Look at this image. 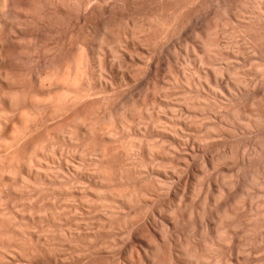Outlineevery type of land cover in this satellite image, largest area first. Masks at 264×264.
I'll return each instance as SVG.
<instances>
[{"label":"bare ground","instance_id":"6f19581e","mask_svg":"<svg viewBox=\"0 0 264 264\" xmlns=\"http://www.w3.org/2000/svg\"><path fill=\"white\" fill-rule=\"evenodd\" d=\"M156 1L160 2L159 0ZM179 1H184V4L178 3L177 5V7L183 5L178 7L180 10H182L181 7H186L189 2V0ZM194 1L198 0H192L191 3ZM210 1L217 2V0ZM228 1L231 14H252V19L249 17L250 21L248 19L246 21H253V24L249 25L250 23L247 22L249 23L248 26L256 28L257 25L259 29L264 30V8L260 6L263 0H252L253 2L247 0ZM139 2L143 4L142 2L145 1L0 0V33L8 34L0 40V105L3 109L2 114L0 109V132L2 130L6 131L3 129L5 126L2 127L3 120L7 122L8 119L9 121V117L13 119L15 117L17 120L15 122L17 125L13 124L14 127L9 134L0 136V154L5 151H2V148H7L14 149V154L12 150H8L9 152L6 150L7 153L12 151L13 156H17L15 159L12 157V160H5L0 155V264H43L44 258L51 260L54 264H74L83 257L93 261L92 258L95 254L109 252L112 247L114 249L116 242L119 240L117 230H120L119 232L122 230L125 234H128V236H125L133 244H131V248H133L131 250L134 251L137 244L143 246V244L149 245V241L153 242L145 234L144 236L140 234L141 232L136 227L139 226L140 228V220L144 221L142 225L144 223H146L145 226L148 225V230L161 231L162 228L159 222H157L158 225L154 222L159 217L156 218V216L160 214L166 216V221L168 220L170 225H166L165 236L161 238V242L157 240L159 244L153 242L156 251L151 249V252L145 251V255L143 253L144 257H139L141 260H138V264H264V253L258 250L264 248V243L259 242L261 240L258 239L259 235L257 237L258 229L260 230V227H262L259 223L264 225V208H260L263 202L258 208L254 207V201L251 202L257 196L251 194L252 189L262 188L264 190V101L259 95L256 96V92V95L252 92L253 95L251 94L252 96L247 98L249 101L246 100L249 104L247 107L240 103L242 101L240 95L243 94V98L246 96L243 91L251 93L252 85L257 83L258 80L249 81L250 79L246 78L247 75L245 76L244 73L241 75L239 72L241 69L237 70L238 68L228 66L229 64L225 63L230 59L232 50L230 52L229 49L224 50L221 43L217 39V41L215 40L214 36L220 29L212 27L211 22L208 23L206 20L207 23L200 22L198 37L196 36L199 51L194 48L195 52L193 51V53L195 54L192 55H195L196 59L193 57L195 63L200 64L197 68H194V73L199 77L196 78L194 73L193 76L189 73L190 76L186 75V72V74L182 73L185 69L180 72L182 75L172 76L168 67L170 63H167L168 66H166L169 70L166 69V72L169 73L158 74L159 77L155 73L156 78L151 75L152 79L154 78L153 80L144 78L145 80L140 81L138 86H133V84L121 90L120 88L123 85L129 84L138 76H135L136 71V74L132 71L135 67L131 66L133 69L126 68V65H128L126 61L130 56L127 51L136 50V48L143 50L156 48L158 36L155 33L158 30L156 32L155 30L158 29L157 26L160 27L162 33L164 28L176 23L174 12L177 13V7L172 8V11L177 9L174 12L165 10L166 12L162 13L161 17L157 16V18L160 17V20L152 17L151 21L153 23L157 21L160 24L155 25L156 28L153 27L154 24L149 18L141 23L134 22L129 18L130 16H127L128 20L124 18L122 20L121 17H126L127 13L125 16H120L118 21L115 20L117 17L112 18V14L116 12H118V14L116 13L117 16L120 15L122 12L120 13L119 10L123 7L125 8L122 11L127 9L128 6L131 8L135 4L139 5ZM221 2L218 1L214 8L216 13L224 7ZM248 2L252 3L248 4ZM164 3L166 4V0ZM191 3L189 2V4ZM186 9L184 8L185 11H187ZM178 13L176 14L177 17ZM211 13L213 14V12ZM216 13L214 14L218 15L220 12ZM99 17V23L96 24L95 20H98ZM153 18L156 20L154 21ZM130 19L131 21H129ZM191 21L193 23V20ZM199 21L198 19V25ZM76 24L84 27L87 35L86 32H83L86 36H83L84 38L80 37L81 39L75 36L77 40L80 39L77 47L79 53H76L77 55L73 56L74 59L72 58L73 60H70L69 63L66 60L67 64L60 65L58 63V65L55 62L59 56L58 54H60L59 51H61L59 48L61 38L58 36L61 30L66 29V26L72 27ZM85 29L82 31H85ZM260 32L264 34V31L260 30ZM55 34L58 35L55 37L59 39L54 40L53 35ZM153 37H156L155 41H153ZM152 41L155 42L154 46ZM62 42L64 43L63 40ZM73 42L75 41L73 40ZM9 44L12 46L11 50L7 47ZM71 45L73 46V43ZM150 45L152 46L150 47ZM64 47L62 50H64ZM174 47L176 46L174 45ZM253 47H255L256 52L260 53L258 55L260 63H257L263 70L264 41L259 47L256 45H253ZM105 51L114 57L115 62L113 64L104 59ZM153 51L155 52V50ZM70 52L72 54V51ZM130 52L131 55L134 53ZM135 53L137 52L135 51ZM134 55L131 56L132 59ZM134 59L136 58L134 57ZM129 63L131 65L132 62ZM122 68L126 70H122ZM148 68L153 70L152 62ZM135 69L137 70V68ZM149 70L147 72H153ZM131 72L134 75H131ZM23 78H27L31 85L30 87L26 83L29 89L31 88L29 94H31L32 100H30L35 105L38 104L44 108L42 109L38 105L36 107L43 110L39 109L37 111L38 113L40 111L42 115L41 119H38L39 121L37 117L40 114L35 113L34 106L31 109L33 112L26 111V113L25 110H21L22 107L20 109V106L19 111H22V113L17 114L15 112L18 104L21 103V101L18 102V98H22L20 97L21 93L18 92V87L15 86L16 80ZM172 80L185 89L179 86L182 92L181 90V93L177 92L178 90L174 91L176 87L173 85L176 84L171 83ZM259 82L264 86V78ZM169 84H173L172 87ZM17 85L20 84L17 83ZM22 86L24 85L22 84ZM193 88L196 90L194 91ZM116 90V95L110 94L111 91L116 92ZM206 90L212 91L213 96H216L217 102L212 108H215L217 113L214 115L215 120L213 119L211 124L206 126L202 124V128H198L201 127L197 124L201 113L198 115L197 110L200 109L199 112H202L212 105L208 102L210 99L207 95L210 93L206 94L208 92H205ZM223 90L235 93L228 103L219 99V96L224 92ZM22 91L23 94L27 92L23 89ZM261 91H263L264 97L262 86ZM178 93H183L182 97L180 94V97L176 96ZM173 94L176 99L179 97L182 104L184 103V107L181 105L183 107L181 111L178 109L177 111L175 109L177 104L168 99ZM163 97L168 98L165 100ZM20 100H24V97ZM30 100L29 102H31ZM27 101L25 99L24 103L28 104ZM88 104L90 107L92 105L90 109L89 106L86 108ZM249 106H257L258 109L254 108L256 111L251 110V108L248 109ZM258 110L259 113H257ZM254 112L258 116L260 115V119L256 118L257 114ZM6 117L8 118L5 119ZM230 118L236 123H229ZM235 125L240 126L239 129H246L245 132H256L255 139L259 142L252 143L254 146V148L252 147L253 152L250 154L252 157L249 156L251 158L247 159L248 156H246L247 158L243 156L246 155L245 153H234L235 151L227 145L229 150H225L217 158L212 157L215 159L214 161L213 159H207V161L210 166L216 167L221 163L232 161L237 163L240 160L245 170H242L243 173L246 172L244 165H247V167L248 165L254 166L255 169H251L252 171L248 173L250 175H241L240 172L230 175L221 172L214 178H209L204 198L200 201L201 204H197L198 200L194 201V195L196 194L195 191L199 189L197 185L193 186L194 180L198 182L196 184H200V187L206 185L203 184V180L200 182L197 175L193 173L194 176H191L189 172L192 173V165H195L192 164V161L196 159L194 156L198 155L196 152L198 149L196 148L200 150L206 144L201 145L199 143L205 139L203 135L200 138V134H197L198 137H193L194 135L191 132H201L202 129L206 132L202 131L206 136V134L212 133L213 129H219V136L225 138L223 141H228L229 138L234 136L233 133L237 131ZM234 126L236 131L230 129ZM254 128H256V131H252ZM8 129L7 131H9ZM244 131L242 133H245ZM236 135L239 134H235V137ZM261 135L262 139H260ZM197 140H199L198 145ZM231 143L234 144L232 141L229 144ZM62 144L65 145L69 150L68 152L66 149L67 153L70 154L63 153L65 151L64 145L61 148L63 152L58 151L60 149L59 145ZM72 152L75 156L77 154V156L82 157V160H77V162L73 158ZM194 152H196V155L193 156ZM68 155L72 157L70 158L74 160L73 162L66 159L69 158ZM204 155L205 159L208 158L206 153ZM44 156L46 159L44 161L48 162V164L45 163L46 165L41 159ZM211 160L212 162H210ZM205 165L208 166L207 163ZM23 173L29 177H24ZM180 173H184L183 175L186 176L181 177ZM177 179L179 182L185 179L184 189L177 187L179 185ZM43 183L47 184L46 187ZM42 185L44 186L42 187ZM202 189L204 188L202 187ZM8 191L15 193L17 196L20 195L21 198L17 197L20 199V203L24 199L31 201L34 196L36 199L37 196H42L43 201H46L38 207L35 203V205H32L33 201H27L28 203L25 206V203H22L23 205L16 204V208H13L15 207V203L12 202L14 199L12 198L11 201ZM21 191H24L25 194L20 193ZM163 195L172 198L174 203L171 200L168 204L163 202L162 199L167 198L165 196L162 198ZM16 201L19 203V200ZM184 201H189V203L185 202V204ZM10 202L13 207H9ZM18 205L21 210L17 208ZM245 205L250 207L248 206L249 209L246 210L248 211L246 214H242V210L246 208ZM23 206L24 208H22ZM241 207H243L242 210H240ZM239 210L241 213H239ZM135 212L141 213L143 217L140 220L136 219ZM247 220H253L252 226H249L251 222H247ZM245 222L249 224H247V228ZM243 225L246 228L243 232L248 231L254 234H250L252 237L247 235V242L239 241L238 229L244 227ZM144 229L142 228V233H144ZM153 236L151 237L153 238ZM122 238L125 240L124 236ZM153 243L151 244L153 245ZM245 243L249 245L247 246ZM256 244L261 246L257 247L258 251L255 247ZM248 247H251L250 250H248ZM162 248H168L169 255L166 254L168 257L164 254L166 250L163 253L164 256L162 255ZM246 249L248 252H246ZM254 249L257 251L256 253H259H254L257 255L255 257L258 258L263 253V258L247 261L248 258H252L253 255L250 256V251H255ZM133 251L129 253L133 254ZM243 251L246 253H243ZM132 254L129 255L132 257ZM161 256L165 257V261L168 258L167 262H163L164 258H161L163 261L159 259ZM133 257L130 259H133L134 262Z\"/></svg>","mask_w":264,"mask_h":264},{"label":"rangeland","instance_id":"374dc122","mask_svg":"<svg viewBox=\"0 0 264 264\" xmlns=\"http://www.w3.org/2000/svg\"><path fill=\"white\" fill-rule=\"evenodd\" d=\"M141 1H145V2H142L143 4H140L141 2H139V5H137V4H135V6L133 7H131L130 8V6H128V7H126L127 9H125V10H123L122 11V9L123 8H125V7H123L122 9H120L119 10V12L121 13H119L120 15H118L117 16V14H118V12H116L115 14H112V18H116L117 17V19H115V20H117L118 21V18H120V16H125V14H126V17L128 16H130L129 18H131L134 22L135 21H137L136 23H141L143 20H147L148 18H149V20L151 21L152 20V17H156L157 18V16H162V13H165L166 11L165 10H167V11H172V8H174V7H177V5H178V3L179 4H184V1H179V0H166V4L164 3L165 2V0H159L160 2H158V1H156V0H154V1H156L155 3H154V1L152 0V3H151V0L150 1H146V0H141ZM161 1H164V2H161ZM179 1V2H178ZM188 1V0H187ZM191 1L192 0H189V2L191 3ZM203 1V2H202ZM210 0H198V1H194V2H192L191 4H189V2L187 3L188 5L186 6L187 7V9H186V7H181L182 8V10H180V8L178 9V7L179 6H183V5H179L178 7H177V9L178 10H180V11H178L177 9V13H178V17H177V13L176 12H174V11H176L175 9H174V11H172V12H174V15L176 16V23H174V25H171V26H168L167 28H164L162 31L164 32H162L161 33V29H159L160 27H158L157 26V28L158 29H156L155 30V34L158 36V38L156 39V37L154 38V40L153 41H155V39L156 40H158V41H156L157 43V46H156V48H150L152 45L154 46L155 45V42H153L152 41V45H150V47H148V48H150V50H143V49H141V48H136V50H133V49H131V50H129V51H127L128 52V54L130 55L128 58H127V61H126V64H127V62H128V65H126V68H129V69H131L132 67L134 68H137V70H139V71H137L135 68L132 70V71H136L137 72V74H136V72H135V76H137V77H135L132 81H130L129 82V84H127V85H123V87H121L120 89L121 90H123V89H125V87L127 88V86L129 87V86H132L133 84V86H138L139 85V83H140V81L142 82L143 81V79L144 78H147L146 80H149V79H151V80H153L154 78H156V74L155 73H157V75L158 74H165V72L167 71V70H169V69H167L168 67L170 68V70H169V72H170V74L173 76H176V74H178V75H182V73H184V74H186V75H188V73L189 74H192V76H193V73L195 72V70H194V68L196 67H198L200 64L199 63H195L196 61H195V55L194 56H192L193 54H195V53H193V51L195 52V50L197 49V51H199L198 49V39H197V33H198V29H199V27L201 26V23H205L206 22V20H207V22L208 23H210L211 24V26L212 27H218L219 29H220V31H218V33H216L215 34V36H214V38H215V40L217 39L220 43H221V45L223 46V48H224V50L226 49V50H228L229 52H230V50H232V54H231V52H230V59L229 60H227L228 62H225V63H227V65L228 66H233L234 68H238L237 70H240L241 69V71H239L240 73H241V75L244 73V75L246 76L247 75V79H250L249 81H257V83H254L252 86V91H251V93L249 92V93H246V92H244L243 91V93H245L244 95H246L244 98L242 97L243 96V94L242 95H240L241 97V102L240 103H242V105L243 106H245L246 105V107H247V105H249L248 104V102L247 101H249L247 98L248 97H250V96H252L253 95V93H254V95H256V93H257V95L256 96H260L261 97V99L264 101V97H263V91H261V86H262V90H264L263 88H264V86H263V84L261 85V81L259 82V80H262L263 78H264V69L262 70V68L260 67V65H258L259 63H260V60H258L259 59V56L258 55H260V53H258V52H256L254 49H255V47H253V45H256L257 47H259L262 43H263V41H264V34H262L261 32H260V30H262V32L264 31L263 29H259L258 28V26L256 25V28L255 27H251V26H248V24L249 25H251V24H253L252 22H249L250 20H249V17L252 19V14H249V13H243V14H240V13H238V14H236L235 15V13H233V14H231L232 12H231V10H230V6L228 5L229 3H227V2H229L228 0H217V2L219 1V2H221V3H223L224 4V7L223 8H221L220 9V13L218 14V13H216L215 12V10H214V8L216 7V4H217V2L216 1H210ZM223 1H225V2H223ZM247 1H252V0H247ZM264 1V0H263ZM261 2L260 4V6H262L261 8H264V2ZM170 4H169V3ZM183 2V3H182ZM213 2V3H212ZM216 2V4L214 5V3ZM253 2V1H252ZM252 2H248V4L250 3H252ZM149 3V4H148ZM150 3H151V6H150ZM174 3V4H173ZM212 3V4H211ZM226 3V4H225ZM146 4V5H145ZM155 4H157L156 6H155ZM141 5V6H140ZM146 7H145V6ZM154 5V6H153ZM172 5H174V6H172ZM214 5V6H213ZM139 6H140V8H139ZM161 6V7H160ZM165 7V9H164V7ZM190 6V7H189ZM205 6V7H204ZM213 6V7H212ZM225 6H227V7H225ZM248 6H250V5H248ZM252 6V5H251ZM142 7V8H141ZM153 7V8H152ZM155 7V8H154ZM138 8V9H137ZM161 9V11H160V9ZM184 8L188 11H185L184 10ZM251 8V7H250ZM134 9V10H133ZM142 9V10H141ZM145 9H147V10H145ZM227 9V10H226ZM126 10H127V12H126ZM151 10V11H150ZM194 10V11H193ZM211 10V11H210ZM262 10V9H261ZM264 10V9H263ZM132 11V12H131ZM146 11V12H145ZM199 11V12H198ZM230 11V12H229ZM131 12V13H130ZM155 12H156V14H155ZM159 12V13H158ZM182 12V13H181ZM183 12H184V14H183ZM211 12H213V14L211 13ZM264 12V11H263ZM176 13V14H175ZM214 13H216V14H218V15H215ZM148 14V15H147ZM154 14V15H153ZM202 14V15H201ZM207 14V15H206ZM208 14H209V17H208ZM240 14V15H239ZM247 14V15H246ZM114 15V16H113ZM116 15V16H115ZM215 15V16H214ZM222 15V16H221ZM251 15V16H250ZM184 16V17H183ZM187 16H189V17H187ZM207 16V17H206ZM212 16V17H211ZM236 16V17H235ZM126 17H121V19L123 20V18L124 19H126V20H128V17L126 18ZM160 17H158L157 19H159L160 20ZM202 17V18H201ZM111 18V19H112ZM151 18V19H150ZM187 18V19H186ZM201 18V19H200ZM208 18V19H207ZM217 18V19H216ZM220 18V19H219ZM238 18H240L239 20H238ZM246 18V19H245ZM99 19H100V17L98 18V20H95L96 22V24H98L99 23ZM131 19L129 20V21H131ZM197 19V20H196ZM198 19L200 20L199 21V25H198ZM249 20V21H246V20ZM113 20V19H112ZM153 20L155 21L156 19L155 18H153ZM158 20V21H159ZM191 20H193V23H192V21ZM205 20V21H204ZM140 21V22H139ZM203 21V22H202ZM152 22V21H151ZM201 22V23H200ZM206 22V23H207ZM247 22H249V23H247ZM153 23V22H152ZM213 23V24H212ZM154 28H156L155 27V25H157V24H159V23H157V21H155L154 23ZM160 25V24H159ZM69 26V25H68ZM68 26H66V29L64 28L63 30L64 31H62L61 30V33L59 34V36L58 35H53V38H54V40H56V39H59V38H61V40H60V42H59V48H60V50L61 51H59V53L60 54H58L59 56L57 57V59H56V63L58 64H62V65H65V64H67V63H69V61L71 60H73L74 59V57L79 53L78 51V42H79V40L81 39V38H84L83 36H86L87 35V31H86V29L84 28V27H80L79 25L77 26V24H76V26H70V27H68ZM223 26V27H222ZM75 27H76V29H75ZM153 27H152V29H153ZM69 28V29H68ZM72 28V29H71ZM80 28V29H79ZM196 28V29H195ZM223 28V29H222ZM241 28V29H240ZM243 28V29H242ZM85 29V31H82V30H84ZM67 30H70V31H67ZM81 30V31H80ZM248 30H250V31H248ZM66 31V32H65ZM73 31V32H72ZM79 31V32H78ZM185 31V32H184ZM257 33H256V32ZM69 34H68V33ZM71 32H72V34H71ZM75 32V33H74ZM86 34H84V33ZM153 32V31H152ZM250 32V33H249ZM64 33V34H63ZM78 33V34H77ZM82 33V34H81ZM159 33H161L160 35H159ZM252 33V34H251ZM262 34V36H261V34ZM68 34V35H67ZM75 34V35H74ZM153 34H154V32H153ZM186 34V35H185ZM8 34L7 33H0V40L1 39H3V37H5V36H7ZM74 35V36H73ZM156 35H153V36H156ZM219 35V36H218ZM55 36H58L59 38H57V37H55ZM63 36V37H62ZM74 38L73 40L75 41V42H73V40H72V37ZM75 36H77L78 38H80V39H76V37ZM197 36V37H196ZM259 36H261L260 38H259ZM69 39H67V38ZM70 37H71V40H70ZM160 37V38H159ZM62 38H64V39H62ZM257 38V39H256ZM161 41H160V40ZM62 40L64 41V43H65V41H66V45L62 42ZM216 40V41H217ZM249 40V41H248ZM256 40V41H255ZM262 41V42H260V41ZM72 41V42H71ZM163 41V42H162ZM1 42V41H0ZM251 42V43H250ZM259 42H260V45H259ZM8 43H10V42H8ZM73 43V46H74V44H75V46L73 47L71 44ZM61 44V45H60ZM68 44H70L69 45V47H68ZM160 44V45H159ZM229 44V45H228ZM248 44V45H247ZM0 45H1V43H0ZM10 45V44H9ZM7 45V47L11 50V48H12V46L10 45ZM62 45H63V47H64V45H65V47H64V50H62L63 49V47H62ZM169 45V46H168ZM174 45L176 46V47H174ZM259 45V46H258ZM62 48H61V47ZM72 46V47H71ZM171 46V47H170ZM227 46V47H226ZM248 46V47H247ZM161 47V48H160ZM188 47H189V49H188ZM174 48H175V50H174ZM194 48H195V50H194ZM73 49V50H72ZM138 49V50H137ZM141 49V50H140ZM238 49V50H237ZM68 50V51H67ZM153 50H155V52L153 51ZM157 50V51H156ZM159 50V51H158ZM254 50V51H253ZM62 51H63V53H62ZM70 51H72V54H71V52ZM130 51H132V52H134L132 55L130 54L131 52ZM135 51L137 52V53H135ZM139 51H141V52H139ZM150 51V52H149ZM238 51V52H237ZM240 51V52H239ZM245 51H247V52H245ZM130 52V53H129ZM142 52H143V54H142ZM146 52V53H145ZM153 52V53H152ZM252 52V53H251ZM253 52H254V54H253ZM77 53V54H76ZM105 56H104V59L107 61L108 60V62L110 61L111 62V64H113V62H115V60H114V57H112L110 54H109V52H107V51H105ZM151 53V54H150ZM156 55H155V54ZM235 53V55H233ZM257 53V54H256ZM63 54V55H62ZM135 54V55H134ZM139 54H141L140 56H139ZM147 54V55H146ZM153 54V55H152ZM242 54V55H241ZM62 55V56H61ZM65 55V56H64ZM67 55V56H66ZM69 55V56H68ZM72 55V56H71ZM134 55V57L136 58V59H134V57H133V59H132V57L131 56H133ZM145 57H144V56ZM149 55V56H148ZM150 55H152L151 57H150ZM159 55H161V56H159ZM172 55V56H171ZM232 55V56H231ZM245 55V56H244ZM257 55V56H256ZM74 56V57H73ZM139 58H138V57ZM143 56V57H142ZM187 56V57H186ZM235 56V57H234ZM64 57H67V58H65L64 59ZM68 57H70L69 58V60H68ZM107 57V58H106ZM126 57V56H125ZM131 57V58H130ZM152 59H150V58ZM162 57V58H161ZM191 57V58H190ZM193 57L195 58V59H193ZM245 57V58H244ZM58 58H60L61 60H59ZM63 58V59H62ZM73 58V59H72ZM141 58H143V59H141ZM154 58V59H153ZM170 58H171V60H170ZM175 58V59H174ZM180 58V59H179ZM184 58V59H183ZM151 61H150V60ZM157 59V60H156ZM158 59H160V60H158ZM165 59V60H164ZM189 59V60H188ZM193 59V60H192ZM257 59V60H256ZM66 60L68 61L67 63H66ZM135 60V61H134ZM145 60V61H144ZM187 60V61H186ZM193 62H192V61ZM231 60V61H230ZM256 60V61H255ZM59 61H61V62H59ZM65 61V62H64ZM143 61V62H142ZM150 61V62H149ZM153 61H155V62H153ZM159 63H158V62ZM165 62V64H163V63H161V62ZM177 61V62H176ZM185 61H186V63H187V65H186V63H185ZM188 61H190L191 62V64H190V62H189V64H188ZM129 62H134L133 63V65H132V63H131V65H130V63ZM137 62V63H136ZM151 62H152V68H153V70L152 69H150L149 70V66H151ZM230 62V63H229ZM257 62H259V63H257ZM143 63V64H142ZM150 63V64H149ZM153 63H155V64H153ZM167 63H170L169 64V66L167 65ZM58 64V65H59ZM115 64V63H114ZM137 66H135V65ZM139 64V65H138ZM147 64V65H146ZM157 64H159V65H157ZM175 64V65H174ZM178 64V65H177ZM231 64V65H230ZM142 67H141V66ZM147 66V68H146V66ZM154 65V66H153ZM157 65V66H156ZM160 65H163V66H160ZM168 67H167V66ZM186 65V66H185ZM197 65V66H196ZM127 66H129V67H127ZM132 66V67H131ZM140 66V67H139ZM160 66V67H159ZM158 67V68H157ZM166 67V68H165ZM187 67V68H186ZM204 67L205 68H207V66L206 65H204ZM125 68V67H124ZM124 68H122V70L124 69ZM139 68V69H138ZM155 68V69H154ZM160 68V69H159ZM164 68V69H163ZM188 68H189V70H188ZM258 68H259V70H258ZM143 69V70H142ZM167 69V70H166ZM185 69V70H184ZM242 69H243V71H242ZM121 70V69H120ZM124 70H126V69H124ZM145 70V72H146V74H145V72H143ZM153 71V72H147V71ZM158 71V72H156V71ZM164 72H163V71ZM184 70V72H182ZM194 70V71H193ZM162 71V72H161ZM169 72H166V74L167 73H169ZM180 72H182L181 74H180ZM186 72V73H185ZM140 73V74H139ZM149 73V74H148ZM153 73V74H152ZM173 73V74H172ZM134 75V73L133 72H131V75ZM144 74V75H143ZM155 74V75H154ZM169 74V75H170ZM195 74V73H194ZM142 75V76H141ZM146 75H148V76H146ZM151 75H152V77H154L153 79H152V77H151ZM198 75V74H197ZM249 75V76H248ZM252 75V76H251ZM143 76H145V77H143ZM150 76V77H149ZM188 76H190V75H188ZM196 78L197 77H199V75L198 76H196V74L194 75ZM255 76V77H254ZM262 76V77H261ZM134 77V76H133ZM143 77V78H142ZM158 77H159V75H158ZM149 78V79H148ZM195 78V79H196ZM260 78V79H259ZM23 79H25V78H23ZM23 79H17L16 80V85L15 86H17L18 87V89H19V93H21L20 95V97H24V100L26 99V103H28L29 102V100L32 98L30 95L31 94H29V91L31 90V88L29 89V86L31 87V85H30V83H29V80H27V78L25 79V80H23ZM138 79V80H137ZM254 79V80H253ZM20 80V81H19ZM145 80V79H144ZM22 81V82H21ZM24 81V82H23ZM137 81V82H136ZM20 82V83H19ZM17 83L18 84H20L21 86H22V84L24 85V86H20V85H17ZM29 85H27V84ZM132 83V84H131ZM171 83H173V84H176L175 82H173V80H172V82ZM172 84V85H173ZM26 85V86H25ZM170 85V87H172V85L171 84H169ZM177 85V84H176ZM173 85V86H175L176 87V90H174V91H177V92H180V90H181V88L180 87H182L181 85ZM256 85H257V87H256ZM180 86V87H179ZM25 88V89H24ZM179 88V89H178ZM22 89L24 90V91H26L27 90V92H28V94H29V96H28V94H27V92L25 93L24 92V94H23V91H22ZM182 89H185L184 87H182ZM118 91H120L119 89H117ZM117 90H116V92H113V91H111L110 92V94L112 93L113 95H116V93H117ZM193 90L195 91L196 89L195 88H193ZM208 91V92H207ZM224 92H223V94H221L220 96H219V99H221V100H223L222 102H226V103H228L229 102V100L231 101L232 100V96L235 94V93H233L232 91V93H230V91L229 90H223ZM258 91V92H257ZM181 92H182V90H181ZM180 92V93H181ZM205 92H207L206 94H208V93H210V94H208L207 96H208V98L210 99V101H208L209 102V104L211 103L212 105H210L211 107H209V109H207V110H203L202 112L204 113V115H203V113L200 111L199 112V110H197L198 111V115H200L199 113H201V116L200 117H202L201 119H200V117H199V119H198V121H197V124L198 125H201V127H198V128H202V124H204L203 126H206L207 124H211L212 122H213V119L215 120V114L217 113L215 110V108H212V107H214V105H215V103L217 102L216 101V99H215V97L213 96L214 95V93L212 92V91H209V90H206ZM253 92V93H252ZM256 92V93H255ZM30 93H31V91H30ZM180 93H178V95H176V96H179L180 97V95H181V97H182V95H183V93L182 94H180ZM212 93V94H211ZM221 93H222V91H221ZM180 94V95H179ZM232 94V95H231ZM236 94H238L239 95V93L238 92H236ZM250 94V95H249ZM252 94V95H251ZM19 95V94H18ZM26 95V96H25ZM27 96H28V99H27ZM176 96H174V94L173 95H171V97H167L169 100H171V102L172 101H174L173 103H175V104H177L176 105V107H175V109L177 110H179V111H181L182 109H183V107H184V103L182 104V102L180 101V99H179V97L176 99ZM212 97V98H211ZM214 97V98H213ZM260 97H258V98H260ZM18 98V97H17ZM22 98H18V102H20L21 101V103H19L18 104V108H17V110L15 111V112H17V114L18 113H22V111H19V106H20V109H21V107H22V109L21 110H25V112L26 111H32L33 112V110L34 111H36L35 113H37V115L38 114H40V111H39V113L37 112L39 109H44L42 106H40V105H38V104H36L35 105V103L34 102H32L31 100V102H29L28 104H25L24 103V100H20V99H22ZM117 98V97H116ZM167 98H165V97H163V99H167ZM175 98V99H174ZM218 98V97H217ZM247 100V101H246ZM168 101V100H167ZM177 101V102H176ZM245 102V103H244ZM33 105H32V104ZM23 104V105H22ZM22 105V106H21ZM26 107H25V106ZM40 106L38 109L36 108V107H38V106ZM181 105H183V107L181 106ZM2 105H0V109H1V114H2V112H3V109H2V107H1ZM34 106V107H33ZM88 106H89V104L87 105V107L86 108H88ZM30 107V108H29ZM32 107H33V110H31L32 109ZM91 107H92V105H91ZM90 106H89V109L91 108ZM35 108V109H34ZM180 108V109H179ZM182 108V109H181ZM212 108V109H211ZM251 108V110H253L254 108L255 109H258L257 108V106L255 107V106H249L248 107V109H250ZM41 109V110H42ZM254 109V110H255ZM177 110V111H178ZM214 110V111H213ZM43 111V110H42ZM45 111V110H44ZM176 111V112H177ZM210 111V112H209ZM212 111V112H211ZM256 111V110H255ZM24 112V111H23ZM206 112V113H205ZM27 113V112H26ZM208 113V114H207ZM254 113H256V112H254ZM257 113H259V110L257 111ZM256 113V114H257ZM43 114H44V112H43ZM207 114V115H206ZM206 115V116H205ZM260 116V115H259ZM259 116H258V114H257V117L256 118H259ZM40 117H42V115L40 114L39 115V117H37V120L40 118ZM204 117V118H203ZM8 117H6L5 119H7ZM208 118V119H207ZM210 118V119H209ZM9 121H8V119H7V122H6V120H3V122H2V127H4L3 129L4 130H6L5 132L2 130V132H0L1 134H0V136H2V135H7V134H9L10 133V130L14 127L13 126V124H15V125H17V123H15V122H17V120L15 119V117H14V119L12 118V117H9ZM41 119V118H40ZM204 119V120H203ZM231 119V118H230ZM243 119V118H242ZM242 119H241V122H242ZM260 119V118H259ZM202 120V122H200ZM206 120H208V121H206ZM11 121V122H10ZM13 121V122H12ZM39 121V120H38ZM210 121V122H209ZM230 122L229 123H236V122H234V121H232V119L231 120H229ZM10 122V123H9ZM12 123V124H11ZM201 123V124H200ZM236 126V125H235ZM235 126L234 127H230V129H234L235 128ZM238 126V125H237ZM236 126V128L235 129H237V131H236V133H233V137H231V138H229L228 139V141H226V140H224L223 141V139H225L223 136H219V134H220V132H219V129L218 130H215V129H213V132L212 133H210V134H206V136H204L205 135V131L204 130H202L201 129V132H196V131H192L191 132V134L193 133V137H198L197 136V134H200L199 135V138L200 137H202V135H203V137L205 138L204 140H202V142H203V144H202V142L200 141L199 142V140H197L196 142H197V145L200 143L201 145H204V144H206V146H203L202 148H200V150H199V148H196V149H198V150H196V152L198 153V155H196V152H194V154H193V156L194 155H196V156H194V158L196 157V161L195 160H193L192 161V164H195V165H192L193 166V168L191 169L192 170V173L191 172H189V174L192 176H194V174L195 175H197L199 178V180H200V182H202V180H203V184L204 185H206V186H201L200 187V184L198 185V184H196V183H198V182H196L195 180H194V185L193 186H195V185H197V188L199 189L198 191L196 190L195 192H196V194L194 195V201L196 200H198L197 201V204L198 203H200L201 204V202L200 201H202L203 200V198H204V195H205V191H206V187H208L207 186V183L209 182L208 180H210V179H212V178H214L218 173H223V174H230V175H232V173L233 174H236V173H239V174H247V175H250V174H248L250 171H252L251 169H253L254 168V166H249L248 165V167H247V165H244V167H246L245 169H246V172L245 173H243V171L242 170H244L243 169V164L240 162V160H239V162H235V161H232V162H228V163H221V164H218V166H216V167H212V166H210L209 164V162L207 161V159H213V161L215 160L214 158H217L218 156H220L223 152H225V150L227 151V149H228V146L227 145H229L232 149H233V151H235L234 153H241V154H246V155H243V156H248V158L247 159H249V158H251L252 156L250 155L251 154V152H253L252 150V147L254 148V146H253V142H259V140H257V139H255L256 137H255V133L256 132H254V133H250V132H248V131H244V130H246V129H239L240 128V126H238L237 127ZM9 128V129H8ZM7 129L9 130V131H7ZM253 129V128H252ZM0 130H1V128H0ZM202 131L203 132H205V133H202ZM212 131V130H211ZM214 131H215V133H214ZM242 131H244L245 133H242ZM252 131H256V128H254V130H252ZM4 132V133H3ZM218 132V133H217ZM240 132V133H239ZM3 133V134H2ZM195 133V134H194ZM239 134L238 136L236 135V137H235V134ZM218 134V135H217ZM263 134V133H262ZM209 135H211V137H209L208 138V136ZM206 137H207V139L209 140H207L206 139ZM219 137V138H218ZM221 137H223V138H221ZM229 137V136H228ZM260 139H262V135L260 136ZM158 140V139H157ZM208 142H207V141ZM218 140V141H217ZM234 143V144H229L231 141ZM238 140V141H237ZM214 141V142H213ZM199 142V143H198ZM224 142H227V143H225L224 144ZM229 142V143H228ZM216 144V145H215ZM63 145L64 144H62V145H59V147H60V149H58V151H61V152H63L62 150H61V148H63ZM224 145H225V147H224ZM255 145V144H254ZM233 146V147H232ZM234 146H235V148H234ZM58 147V148H59ZM64 147H65V145H64ZM198 147V146H197ZM217 147V148H216ZM208 148V149H207ZM211 148V149H210ZM248 148V149H247ZM67 148L65 147L64 148V152L63 153H67V150H66ZM204 151H203V150ZM240 149V150H239ZM242 149V150H241ZM5 150V151H4ZM9 150H12V149H5V148H2V151H4V153H2V154H0L1 156H2V159L4 158L5 160L7 159V160H12L13 158L12 157H14L13 156V154H14V149L10 152V153H7V151ZM208 150V151H207ZM229 150V149H228ZM245 150V151H244ZM8 151V152H9ZM200 151V152H199ZM210 151V152H209ZM60 152V153H61ZM68 152H69V150H68ZM7 153V154H6ZM73 153V152H72ZM204 153H206V156H208V158H206L205 159V155H204ZM8 154H10L9 156H8ZM12 154V155H11ZM67 154H70V153H67ZM203 154V155H202ZM5 155V156H4ZM62 155V154H61ZM73 155L75 156V154L73 153ZM72 154H71V156H73ZM69 156V155H68ZM71 156H69V158H66L67 160L68 159H70L69 161L71 162ZM73 156V158L77 161V160H82V157H80V156H77V154H76V156L74 157ZM204 156V157H203ZM249 156H251V157H249ZM10 159H9V158ZM15 157H17L16 155H15ZM15 157H14V159H15ZM59 157V156H58ZM71 157V158H70ZM198 157V158H197ZM203 157V158H202ZM212 157H214V158H212ZM79 158H81V159H79ZM18 159V158H17ZM41 159H43V161L45 160L46 161V159H45V156L44 157H42ZM66 159H64V160H66ZM87 159H89V158H87ZM199 159V160H198ZM205 161H207L206 163H207V165L208 166H206L205 164L206 163H204L203 164V162H205ZM60 160V159H59ZM44 161V165H46L45 163H47L48 164V162H45ZM68 161V163H70ZM74 160H72V162H73ZM195 161V162H194ZM78 162V161H77ZM210 162H212V160L210 161ZM240 163V164H239ZM263 163V162H262ZM197 164V165H196ZM264 164V163H263ZM71 165V164H70ZM241 165V166H240ZM258 165V164H257ZM206 167V168H205ZM212 167V168H211ZM238 167V168H237ZM249 167H250V169H249ZM252 167V168H251ZM204 168V169H203ZM247 168H248V170H247ZM210 169V170H209ZM255 169V168H254ZM194 170V171H193ZM240 170V171H239ZM211 171V172H210ZM233 171V172H232ZM242 171V172H241ZM245 171V170H244ZM43 173H44V170L42 171ZM197 172V173H196ZM225 172V173H224ZM194 173V174H193ZM206 173V174H205ZM184 173H180V175H181V177L182 176H184L183 175ZM208 174V175H207ZM200 175V176H199ZM23 176L24 177H29L27 174H25V173H23ZM186 176V175H185ZM184 176V177H185ZM206 176V177H205ZM208 176V177H207ZM202 178H204V179H202ZM210 178V179H209ZM43 179H44V176H43ZM45 180V179H44ZM178 180V179H177ZM176 180V181H177ZM185 179H183L182 181H180L179 182V180L177 181V183L179 184H177L178 186V188L180 189H184V184H185V181H184ZM184 181V182H183ZM205 181H206V183H205ZM208 181V182H207ZM44 182H46V181H44ZM191 182V181H190ZM193 182V181H192ZM183 183V184H182ZM44 184V183H43ZM202 184V183H201ZM202 184V185H203ZM45 185V187H46V185L47 184H44ZM44 185H42V187L44 186ZM190 185H191V183H190ZM78 186V185H77ZM76 186V187H77ZM183 187V188H182ZM202 187L204 188V189H202ZM190 188V187H189ZM200 189H202V190H200ZM208 189V188H207ZM190 190V189H189ZM253 190V192L251 193V194H254V196H255V194L257 195V196H255V199L253 198L252 200H251V202L252 201H254L253 203H254V207H256V208H258L259 206H261V204H262V202H263V204H262V206L260 207L261 209L262 208H264V190L262 189V188H260V189H252ZM203 191V192H202ZM257 191V192H256ZM9 192V194H10V197H11V201H12V198L14 199L12 202L13 203H15L14 204V206L16 205V204H20V205H23L24 203V206L26 205V203H28L27 201H29V202H31V201H33L32 202V205H35L36 204V207H38V205H40L41 203L43 204L45 201H43V199H42V196L40 197V196H37V199L35 198V196H34V200H36V201H34L33 199H31V201L29 200V199H24V201H23V199H22V203H20V199H18V198H21V197H19V196H17L15 193H13V192H11V191H8ZM198 192V193H197ZM201 192V193H200ZM261 192H263V193H261ZM20 193H24L25 194V192L24 191H21ZM262 195H261V194ZM13 194V195H12ZM14 194H15V196H14ZM23 194V195H24ZM201 195V196H200ZM14 196V197H13ZM25 197H26V195H24ZM164 196L165 197H167V198H164ZM261 196H263L262 197V199H261ZM18 197V198H17ZM197 197V198H196ZM201 197V198H200ZM259 197V198H258ZM63 198H64V196H63ZM162 198H164V199H162L163 200V202H165L166 204H168L169 202H170V200L171 201H173L172 200V198L170 199L169 198V196H167V195H163L162 196ZM19 200V203H18V201H16V200ZM224 199V198H223ZM261 199V200H260ZM168 200V201H167ZM15 201V202H14ZM40 201V202H39ZM43 201V202H42ZM195 201V202H196ZM221 201H222V199H221ZM189 203V201H184V203ZM258 202V203H257ZM35 203V204H34ZM173 203H174V201H173ZM185 203V204H186ZM250 203V202H249ZM253 203H252V205H253ZM42 204H41V206H42ZM46 204H47V202H46ZM45 204V205H46ZM171 204V203H170ZM256 204V205H255ZM12 205V203L10 202V205H9V207H13V206H11ZM28 206L30 205V204H27ZM250 205V204H249ZM248 205V206H249ZM19 206V205H18ZM17 206V208H20V206L18 207ZM24 206L22 207V208H24ZM247 205H245V207L246 208H244V210H242V208L243 207H241L240 208V210H242L243 212H242V214H246V212H248V211H246V210H248L249 209V207H248ZM33 207H35V206H33ZM13 208H16V206L15 207H13ZM26 209H27V207H25ZM259 208V209H260ZM12 209V208H11ZM19 210H21V208L19 209ZM239 210V213H241V211ZM134 214H136V219H139L140 220V218H142L143 216H142V214L140 213H138V212H135ZM160 218H159V217ZM159 219H158V218ZM156 218L157 219H155V223H157V222H159V225H161V231L159 232V231H150V230H148V225L147 226H145L146 225V223H144L143 225H142V222H144V221H141L140 220V222H139V224H140V228H139V226H136V227H138V230L141 232L140 234L142 235L143 234V236H144V234H145V236H147L148 238H150L154 243L156 242V244L160 241L161 242V238L163 237V236H165L164 234H165V231L164 230H166V225L168 224V225H170L169 224V222H168V220L166 221V216L165 215H163L162 214V216H161V214L160 215H157L156 216ZM157 220V221H156ZM159 220V221H158ZM249 220H247V222H248ZM249 222H251L250 223V225L248 224V223H246V228L248 227L247 226V224L249 225V226H252V224L254 223L253 222V220L252 221H249ZM262 222V221H261ZM38 223V222H37ZM244 223V224H245ZM138 224V225H139ZM259 224H261V226L262 227H260V230L258 229V231L260 232H258V234H257V237H258V235H259V237H258V239H261L262 240V242H261V240H259V242L260 243H264V231H261V230H264V229H261V228H264L263 226L264 225H262V223H259ZM157 225H158V223H157ZM142 226V227H141ZM163 226V227H162ZM244 226V225H243ZM245 226L244 227H241V228H239L238 230V232H239V236H240V239H239V241L241 240V241H246L247 242V240L246 239H248V237H252V235H254V234H252V232L251 233H249L248 231L246 232V231H244L243 232V230H245L246 228H245ZM148 227V228H147ZM142 228H145L144 230V233H142L143 231H142ZM120 230H117V233H119V234H117L118 235V238H119V240H118V242H116L117 244V246L115 245L114 246V249H113V247L111 248L112 250H110L109 249V252H106V251H108V250H106L105 252L106 253H104V252H102V253H100V254H102V255H100V254H95L94 255V257L92 258V260L93 261H91V259L89 260V259H85L84 257V259L82 258V259H80V260H77L76 262H74V264H88V263H90V264H93V263H95V264H138V260H141V259H139V257L141 256V257H144L143 256V253L146 251H149V252H151L150 251V249L152 250V251H154L155 250V246H154V243L153 242H151V241H149L150 242V244L148 245V244H143V246L142 245H134L133 247L135 248L134 249V251L133 250H131V249H133V248H131V242H130V240L126 237V236H128V234L126 233L125 234V232H123L122 230H121V232H119ZM164 232V233H163ZM241 232H242V234H241ZM121 233V234H120ZM158 235H157V234ZM247 233V234H246ZM249 233V234H248ZM163 234V235H162ZM245 234V235H244ZM250 234H252V235H250ZM126 235V236H125ZM154 235V236H153ZM162 235V236H161ZM186 235V234H185ZM247 235H249L248 237H247ZM263 236V237H261V236ZM121 236V237H120ZM125 237V240H124V238H122V237ZM151 236H153V238L151 237ZM245 236V237H244ZM256 237V236H255ZM121 238V239H120ZM157 238V239H156ZM242 238V239H241ZM263 238V239H262ZM126 239H128V240H126ZM155 239V240H154ZM158 242H157V241ZM125 241V242H124ZM129 243H128V242ZM240 241V242H241ZM244 242H242V243H244ZM151 243H153V245L151 244ZM119 244V245H118ZM124 244H125V246H124ZM130 244V245H129ZM159 244V243H158ZM257 244H259V243H257ZM257 244L255 245V247H256V250H257V247L259 246H257ZM133 245V244H132ZM245 245H247V243H245ZM249 245V244H248ZM247 245V246H248ZM251 245H253V244H251ZM261 245V244H260ZM263 245V244H262ZM244 246V245H243ZM264 246V245H263ZM262 246V247H263ZM244 247H246V246H244ZM252 247H254V246H252ZM259 247H261V246H259ZM258 247V248H259ZM146 248V249H145ZM164 248V247H163ZM162 248V251L163 252H161L162 253V255H163V253H164V251L166 250V253H164L165 255L166 254H168L169 255V253L167 252V250H168V248L167 249H163ZM247 248V247H246ZM249 249L248 250H250V248L251 247H248ZM243 249H245V248H243ZM242 249V250H243ZM130 250V251H129ZM247 250V249H246ZM248 250L246 251V252H248ZM255 250V249H254ZM250 251L251 252V255L250 256H252V258H248L247 259V261L248 260H250V261H252V260H260V259H262L263 257H262V254L264 253V248H259L258 250H260L259 252H261V251H263V253H261L259 256H258V258L257 257H255V255L256 254H259V253H256L257 251ZM133 251V254L132 253H129V252H132ZM156 251V250H155ZM169 251V250H168ZM127 252V253H126ZM145 252V253H146ZM245 251H243V253H246ZM145 253H144V255H145ZM243 253H242V255H243ZM254 253H256V254H254ZM105 254V255H104ZM110 254V255H109ZM129 254H132L133 256V258H134V260L136 261L137 260V262H133L132 260L133 259H130V258H132L131 257V255H129ZM141 254V255H140ZM107 255V256H106ZM139 255V256H138ZM161 255V254H160ZM168 255H166V257H168ZM264 255V254H263ZM97 256V257H96ZM164 256V255H163ZM163 256H161V257H159V259H161V258H164V261H163V259H161L163 262H167V260H168V258H167V260L165 261V257H163ZM249 256V257H250ZM257 256V255H256ZM261 256V257H260ZM255 257V258H254ZM95 258V259H94ZM264 259V258H263ZM84 260V261H83ZM88 260V261H87ZM107 260V261H106ZM131 260V261H130ZM102 261V262H101ZM49 262V263H48ZM52 261L50 260L49 261V259H47V258H44V261H43V264H54L53 262L51 263ZM93 262V263H92ZM120 262V263H119ZM140 262V261H139ZM72 263V262H71ZM247 263V262H246ZM68 264V263H67Z\"/></svg>","mask_w":264,"mask_h":264}]
</instances>
